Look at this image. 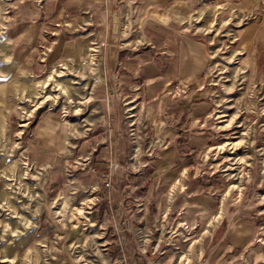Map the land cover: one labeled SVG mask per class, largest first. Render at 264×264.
Instances as JSON below:
<instances>
[{
    "label": "crops",
    "instance_id": "0c3cea01",
    "mask_svg": "<svg viewBox=\"0 0 264 264\" xmlns=\"http://www.w3.org/2000/svg\"><path fill=\"white\" fill-rule=\"evenodd\" d=\"M204 4L214 22L229 24L221 41L197 27ZM14 8L4 36L28 74L92 62L82 75L91 103L83 131L67 133L65 116L46 112L25 144L55 182L76 159L88 166L75 170L76 184L100 190L99 219L119 222L106 225L110 244L122 237L109 245L111 264H264L256 184L231 190L212 159L224 129L211 81L213 43L226 42L264 101V0H19ZM126 104L144 131L135 154ZM142 219L156 236L144 251L135 240Z\"/></svg>",
    "mask_w": 264,
    "mask_h": 264
},
{
    "label": "rangeland",
    "instance_id": "374dc122",
    "mask_svg": "<svg viewBox=\"0 0 264 264\" xmlns=\"http://www.w3.org/2000/svg\"><path fill=\"white\" fill-rule=\"evenodd\" d=\"M18 1L0 0V264H111L117 251L109 245L118 248L122 237L116 236L110 244L106 225L119 228V222L99 219L96 193L100 190L76 184L75 170L87 171L88 166L82 160L77 164L76 159L75 166L68 164L63 178L55 182L54 175L31 162L25 144L33 122L46 112L64 115L67 133L73 128L83 131L80 121L91 103L82 75L92 62L88 59L82 67L66 62L42 76L28 74L4 36ZM202 7L198 29L206 33L215 30L221 41L223 30L230 31L229 24L214 22L213 10L205 4ZM213 44L215 118L224 130L218 132L222 135L212 159L231 190L240 191L248 181L256 184V206L264 215L262 94L248 88L246 67L227 43ZM131 163H137L133 155ZM137 223L146 226L145 232L135 236L137 248L144 251L145 244L156 236L151 235L150 220ZM125 225L129 227L130 222ZM160 225L153 222V231ZM258 240L264 246V222Z\"/></svg>",
    "mask_w": 264,
    "mask_h": 264
},
{
    "label": "built area",
    "instance_id": "2783aa9c",
    "mask_svg": "<svg viewBox=\"0 0 264 264\" xmlns=\"http://www.w3.org/2000/svg\"><path fill=\"white\" fill-rule=\"evenodd\" d=\"M93 82L97 83L98 80L93 79ZM135 118H136V113L134 111V107H130L128 104H126V108L124 109V121H125L124 125H126L128 130V137L132 145L133 154H135L136 152L135 149H136L137 140L140 139V137H142L144 134L143 129L142 128L140 129L138 127L140 124L135 121ZM133 157H135V155H133ZM106 186H108V184H106ZM184 227L187 228L186 226Z\"/></svg>",
    "mask_w": 264,
    "mask_h": 264
}]
</instances>
